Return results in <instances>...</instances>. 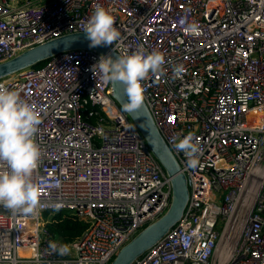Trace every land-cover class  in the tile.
Returning <instances> with one entry per match:
<instances>
[{"label":"built area","instance_id":"obj_1","mask_svg":"<svg viewBox=\"0 0 264 264\" xmlns=\"http://www.w3.org/2000/svg\"><path fill=\"white\" fill-rule=\"evenodd\" d=\"M98 5L121 34L112 52L163 56L141 81L144 104L188 188L179 222L134 264H264V0H0V64L83 33ZM100 57L76 49L0 80L41 114L39 204L0 206V264H110L169 207L171 179L91 70ZM189 134L194 169L175 148ZM63 211L87 225L68 244L47 229Z\"/></svg>","mask_w":264,"mask_h":264},{"label":"clouds","instance_id":"obj_2","mask_svg":"<svg viewBox=\"0 0 264 264\" xmlns=\"http://www.w3.org/2000/svg\"><path fill=\"white\" fill-rule=\"evenodd\" d=\"M114 25V17L98 5L83 25L89 47L114 44L121 35ZM186 31L195 32L196 26L189 25ZM163 63V56L158 51L146 53L139 49L132 53L125 51L115 58L101 56L91 70L104 81L122 82L126 96L122 108L134 112L141 108L145 99L141 81L149 74L160 73ZM173 71L174 75H180L184 69L178 65ZM40 123L39 111L21 99L17 91L0 84V165H6V169L0 170V206L7 210L24 214H33L37 210L41 192L32 175L41 155L34 142ZM175 148L185 154L188 168L198 167L201 148L191 134L179 139ZM69 251L64 245L58 254L67 255Z\"/></svg>","mask_w":264,"mask_h":264},{"label":"water","instance_id":"obj_3","mask_svg":"<svg viewBox=\"0 0 264 264\" xmlns=\"http://www.w3.org/2000/svg\"><path fill=\"white\" fill-rule=\"evenodd\" d=\"M89 43L85 33H73L38 45L0 64V80L9 78L26 69L34 68L42 62H47L62 53L76 49L94 50L101 56H112L113 58L118 56L110 50L109 46L90 48ZM111 89L112 98L123 110L122 105L126 102L123 83L111 81ZM124 112L136 126L166 176L171 179V199L166 212L122 247L110 264H134L137 259L160 241L179 222L188 201L186 178L180 172L175 158L157 130L145 104L143 103L137 111Z\"/></svg>","mask_w":264,"mask_h":264},{"label":"trees","instance_id":"obj_4","mask_svg":"<svg viewBox=\"0 0 264 264\" xmlns=\"http://www.w3.org/2000/svg\"><path fill=\"white\" fill-rule=\"evenodd\" d=\"M45 63L46 62H42L34 68L42 67ZM51 221L52 222L47 225V229L52 240L61 244H68L76 241L87 228L86 223L78 220L67 211L54 214Z\"/></svg>","mask_w":264,"mask_h":264},{"label":"rangeland","instance_id":"obj_5","mask_svg":"<svg viewBox=\"0 0 264 264\" xmlns=\"http://www.w3.org/2000/svg\"><path fill=\"white\" fill-rule=\"evenodd\" d=\"M13 3L16 4H22L23 2H25L26 0H11Z\"/></svg>","mask_w":264,"mask_h":264},{"label":"bare ground","instance_id":"obj_6","mask_svg":"<svg viewBox=\"0 0 264 264\" xmlns=\"http://www.w3.org/2000/svg\"><path fill=\"white\" fill-rule=\"evenodd\" d=\"M21 254H23V253L21 252Z\"/></svg>","mask_w":264,"mask_h":264}]
</instances>
